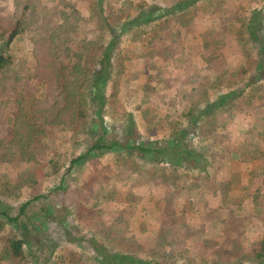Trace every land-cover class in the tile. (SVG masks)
Instances as JSON below:
<instances>
[{"label": "rangeland", "instance_id": "obj_1", "mask_svg": "<svg viewBox=\"0 0 264 264\" xmlns=\"http://www.w3.org/2000/svg\"><path fill=\"white\" fill-rule=\"evenodd\" d=\"M160 1L0 0V54L13 57L7 74L26 80L17 90L19 100L46 96L47 86L36 85L42 79L59 81L53 70L45 78L46 69H38L35 39L53 34L63 48L58 67H77L76 77L93 73L99 54L87 44L96 42L110 54L108 69L118 80L113 94L110 86L103 116L97 117L107 130L102 141L125 146L130 134L135 144L156 142L161 151H172L175 160L183 150L193 152L191 166L162 162L128 147L85 156L92 134L85 133L84 118L71 127L38 122L42 134L32 149L35 158L13 166L0 162V189L8 184L2 193L8 195L11 185L20 201L33 207L45 203L35 215L37 230L27 234V244L15 241L11 256L8 240L19 236L10 226L0 231V264H103L97 247L154 264H181L177 254L185 249L205 253L216 264L260 259L248 253L247 260L243 254L261 249L264 238V189L260 200L253 198L254 185L264 178L252 175L264 169V82L252 101L229 98L221 103L220 96L233 89L229 85L245 68L254 73L252 61L259 56L244 24L255 14V21L264 22V0H231L215 18L188 13L180 16V27L177 21L140 26V20L162 7ZM17 23L22 31L6 48ZM207 30L223 39L216 49L225 59L221 69L203 61ZM46 44L56 48L52 40ZM80 50L85 71L73 60ZM59 91L58 86L52 89ZM0 106L4 115L14 113L6 102ZM97 131L103 134L99 127ZM79 156H84L82 162L70 168V160ZM53 170L58 176L50 175ZM234 170L239 182L228 188ZM33 176L36 186L31 185ZM250 178L256 179L254 185L242 184ZM61 179L76 189L81 203L60 200L56 187ZM48 186L54 190L51 198L35 200V189L41 193ZM221 194L228 201L225 207Z\"/></svg>", "mask_w": 264, "mask_h": 264}, {"label": "trees", "instance_id": "obj_2", "mask_svg": "<svg viewBox=\"0 0 264 264\" xmlns=\"http://www.w3.org/2000/svg\"><path fill=\"white\" fill-rule=\"evenodd\" d=\"M230 1L231 0H174L172 5H176L179 2H185L184 7H178L173 11H169L168 7L162 6L159 9L151 11L147 14L144 17V20H140L139 25L150 24L154 21L157 22L163 19H165L168 23H172L173 21H177L176 19H179L180 16L188 13L193 14L196 11L205 12L207 16L215 18L220 16V13L222 12L218 13L217 11L222 10L223 5ZM255 17L259 18V16L255 14L252 19L248 20V24H244L246 30H249V39L252 41L253 46L256 47L255 49L259 56L257 60L252 61V64L255 62V65H253L254 73L249 75V70L245 68L242 71L241 76L235 79L233 81L234 83L229 85L232 86L234 90L232 89L227 96H220L221 103L225 102L229 98L232 100L246 98L252 101V95L255 93H261L259 85L264 82V34L262 33V30L264 29V22L255 21ZM178 22L179 21L175 24L176 26L178 25ZM20 26L21 25L17 23L15 28L12 30V34L8 40V46L6 48H9V44H11L16 37H19L18 34L22 31ZM28 29H31V25L30 27L28 26ZM203 36V43L205 46L203 61H206L208 66L216 67V69L223 68V61H225V59L220 53H218V51H216L217 47L222 46V37L214 30H207L206 33L204 32ZM53 39H56V37L53 36V34H50L49 39L40 36L39 41L38 39L34 40V47H37L35 48L34 54L36 58H39L36 64L39 65L38 69H46L44 74L45 78H48L49 70H53L51 73L53 77L59 78V81H52L53 83H49V80L42 79L36 84L37 89L40 85L47 86V90H45L46 96L37 94L35 96L36 98H31L30 100H19L17 97V90L19 87L26 85V80L25 78H21L19 76L8 75L7 71L14 62L13 57L4 52L0 54V102H6V106L9 107V109L10 106H12L11 109L14 111L11 115H4V108L0 106V162H6L13 166L14 164H20L25 161L30 162L35 158V156L31 154L32 149L36 138L42 134L41 130H38L37 128L38 122L41 123L44 121L45 123L57 124L59 126L66 125V127L69 125V127H71L70 125L75 124L76 120L84 118L85 123L87 124L85 133L92 134V142H89L90 146L85 156L92 152L100 153L102 150L112 152L120 149H126L128 147L130 151H140V153H146L150 156L153 154L155 157L160 158L162 162L166 161L167 163H174L177 161L176 164L191 166L190 158L193 156V152H190V150L186 149L181 151L175 160L174 157L169 156L172 151H161L162 148L154 147L156 146V142L151 144L146 142H137L135 144V142H133V137H131L130 134H127L128 136L125 135V140H127L125 146H122L117 142L105 144V142L102 141V137L107 133V130L103 128L102 124L97 123V117L103 116V110L107 104H109L108 97L114 90L117 89L118 85L117 78H115L112 73L110 74L108 69L111 66L110 54L101 52V46H98L96 42L88 43L87 45L95 48L97 54H99L97 58L98 62L95 64L96 66L93 64L94 68L91 71L93 73L85 75V77H76L74 73L78 74L79 70L77 67L74 71L72 70V67L67 68L64 65L58 67L57 59L61 58L59 53L63 48L58 46ZM51 40L56 46L55 49L52 44H46ZM44 54L47 57V60L42 57ZM51 54L55 57V59L50 56ZM67 57L69 56H65L66 61L68 59ZM82 58L83 50L73 54V60H78L77 66H80V60L82 61ZM54 60L55 64L51 63ZM59 62L62 63L60 60ZM82 69L85 71L84 67H82ZM58 73H60V77ZM62 73H64V75ZM40 74L42 75L41 71ZM111 85L113 88L111 93H109ZM56 86L61 89L59 93L52 92V89ZM91 127L93 128V131H90ZM98 127L101 129L103 133L102 135L97 131ZM179 130L175 129V131ZM175 142L176 141L173 139L169 140V144H172V146L175 145L173 144ZM137 154L139 155V153ZM83 159L84 156H79L70 160V168L81 163ZM52 164L57 167L55 163ZM52 164L48 163V165ZM193 167L198 168V166ZM50 175L57 174L53 170ZM33 178L34 176L32 177L31 185L33 183L34 186H36L35 183L37 182ZM56 189L59 193L58 197L62 200V202H82V199L77 198V195L75 194L76 189H73L65 179H61L59 186H57ZM5 190H9L8 184L5 185L4 189H0V231L6 226H10L19 236V240H13L12 238H10V241L8 240L10 243L11 256V245L15 244V241H19L21 244H27L29 242L27 234L30 235L37 230V227L34 226L38 221V219L35 220V215H37L36 213L41 209L40 206L43 205L45 201L33 207L32 202L30 201H20L21 197L11 185L10 193L8 195H2ZM43 191L41 193H37L35 189L34 199L40 202L43 201L42 199L46 196L44 200H47L50 199L54 193V190H50L49 186ZM224 205L226 204L224 203ZM51 206L52 205L48 207L49 209L45 210L47 215H49L48 212L51 210ZM259 247H253L243 255L246 257L250 256V254H253L252 256H258L260 259L256 258L257 262L255 264H259L261 263V259L264 257V238L261 240V249H259ZM62 248L65 250V248L68 247L62 245ZM80 251H82L81 246ZM95 251L100 257L99 260H101L103 264H113L114 261H118L119 264H154L153 261L145 262L139 259L133 260V258H127L126 255L122 256L117 253L111 254L105 248L97 247ZM71 253L73 255L75 254L74 252ZM2 255L3 254H1L0 250V258H2ZM177 256V259L182 260L180 261L181 264H216V262L212 261L205 253H190L188 249L180 251ZM248 258L249 257H247V260ZM238 264L249 263L246 261H240Z\"/></svg>", "mask_w": 264, "mask_h": 264}, {"label": "crops", "instance_id": "obj_3", "mask_svg": "<svg viewBox=\"0 0 264 264\" xmlns=\"http://www.w3.org/2000/svg\"><path fill=\"white\" fill-rule=\"evenodd\" d=\"M184 1V0H183ZM160 6H165V7H168L169 9V11L171 10V11H173L175 8H178V7H180V8H183L184 7V3L185 2H179L178 4H176V5H172V3H170V0H161L160 1ZM159 9V8H158ZM157 10V9H156ZM186 13H188V12H186ZM177 21H179L178 22V25H179V27H180V23H182L179 19H176ZM160 21H166L165 19H163V20H160ZM176 24H177V22H176ZM177 25V26H178ZM226 95H228V93H226L225 94V96ZM231 174H233V177L232 178H230V181H229V186H228V188H230V187H235L236 186V184H237V182H239V180H237L236 179V176H237V174H236V172H235V170L231 173ZM255 174V176L256 177H261L262 179L264 178V169H262L260 172H258L257 171V173L256 172H252V175H254ZM260 179V178H259ZM255 181H256V179L255 180H252V178H250V179H248L247 180V182H246V184H244L245 182H243L242 184L243 185H251V184H255ZM217 185V184H216ZM221 183L220 182H218V186L216 187V188H218V189H220V187H221ZM254 202H257L258 200H260V196H259V194H260V192H262V190L264 189V181H262L261 183H257V184H255L254 185ZM227 194H228V197L230 196V194H229V191H227L226 192ZM221 200H222V202H224L226 205H224V203H223V206L222 207H225V206H227V202L228 201H226V196H225V194H221ZM229 200V199H228Z\"/></svg>", "mask_w": 264, "mask_h": 264}]
</instances>
